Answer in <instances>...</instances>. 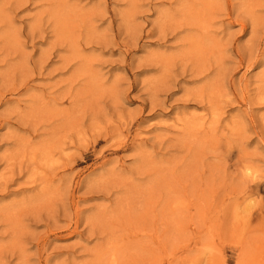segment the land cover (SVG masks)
<instances>
[{"label":"rangeland","instance_id":"374dc122","mask_svg":"<svg viewBox=\"0 0 264 264\" xmlns=\"http://www.w3.org/2000/svg\"><path fill=\"white\" fill-rule=\"evenodd\" d=\"M0 264H264V0H0Z\"/></svg>","mask_w":264,"mask_h":264},{"label":"bare ground","instance_id":"6f19581e","mask_svg":"<svg viewBox=\"0 0 264 264\" xmlns=\"http://www.w3.org/2000/svg\"><path fill=\"white\" fill-rule=\"evenodd\" d=\"M247 7H248V6H247ZM189 9H190V8H189ZM196 9H197V8H196ZM192 11H193V10H192ZM167 14H168V13H167ZM247 14H248V13H247ZM5 16H6V15H5ZM200 17H201V16H200ZM254 20H255V19H254ZM254 20H253V21H254ZM253 23H254V22H253ZM208 25H209V24H208ZM213 28H214V27H213ZM13 42H14V41H13ZM188 51H189V50H188ZM18 63H19V62H18ZM8 66H9V65H8ZM22 201H23V200H22ZM108 249H109V248H108Z\"/></svg>","mask_w":264,"mask_h":264}]
</instances>
